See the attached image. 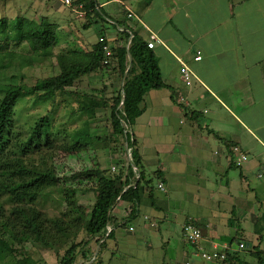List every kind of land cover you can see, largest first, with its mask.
<instances>
[{"label": "crops", "instance_id": "0c3cea01", "mask_svg": "<svg viewBox=\"0 0 264 264\" xmlns=\"http://www.w3.org/2000/svg\"><path fill=\"white\" fill-rule=\"evenodd\" d=\"M97 3L105 19L96 38L79 31L85 41L76 38L77 48L64 52L88 50L100 37L109 46L125 44L120 33H135L146 43L152 40L166 85L145 93L142 113L130 128L147 173L162 176L163 189L157 188L163 195L154 193L153 206L143 205L142 215L153 218L157 228H134L136 238L125 241L134 250L129 256L155 247L161 249V264H223L193 257L183 246L182 226L191 220L205 248L227 243L242 264H253L237 242L264 252V231L253 230L264 215V0ZM65 13L60 12L67 18ZM198 52L201 58L195 60ZM181 63L192 71L190 84L181 78ZM234 147L247 155L240 164L234 162ZM173 201L177 210H187L185 216L167 213ZM128 207L120 201L111 213L120 220ZM110 229L115 243L124 238L126 229Z\"/></svg>", "mask_w": 264, "mask_h": 264}, {"label": "trees", "instance_id": "16d2710c", "mask_svg": "<svg viewBox=\"0 0 264 264\" xmlns=\"http://www.w3.org/2000/svg\"><path fill=\"white\" fill-rule=\"evenodd\" d=\"M73 6H81L79 11L84 13L85 29L105 19L97 0H74L71 2ZM120 35V42L125 44L131 35L129 45L109 46V57L104 50L108 42L103 37L88 50L63 52L57 59L60 68L57 75L27 85L23 82L24 75L18 71L30 65L31 56L19 53L16 48L21 46L33 52H45L57 43L55 28L45 18L37 21L17 16L13 22L0 18V264H20L28 258L30 264H35L26 253L16 248L17 245L36 240L46 247H54L47 238L55 233L51 228L63 235L65 221L47 217L35 205L41 194L54 187L59 178L53 169L30 166L26 157L43 148L57 147L68 154L88 149L100 140V136L91 134L88 118L94 117L101 109L109 110L111 130L110 136H106L108 148L110 143L120 142L121 148L125 145V152L130 149L131 159L127 163L117 159L116 173L91 167L65 177L70 181L94 184L96 196L82 229L88 236L98 238L101 246L107 249V238H113V229L107 231V228H125L128 221L122 219L121 223L122 220L112 215L117 203L125 201L131 206L129 220L137 218L141 205L148 203L153 206L156 199L154 189L162 176L158 171L147 173L130 128L142 113L140 103L145 93L166 85L155 53L147 43L135 33L124 31ZM104 68L116 72L122 80L121 88L111 98L68 89L76 80L93 72H102ZM8 70H13L10 76L6 75ZM27 95H35L40 101L53 100L58 95H75L77 111L86 118L80 127L60 131L51 128L48 116H41L23 135L14 128V108L18 99ZM253 230L259 235L264 231L263 214ZM80 245V242H72L57 264H72ZM242 249L248 251L256 264H264V252L257 246H244ZM239 258L238 253L228 251L222 263L242 264Z\"/></svg>", "mask_w": 264, "mask_h": 264}, {"label": "rangeland", "instance_id": "374dc122", "mask_svg": "<svg viewBox=\"0 0 264 264\" xmlns=\"http://www.w3.org/2000/svg\"><path fill=\"white\" fill-rule=\"evenodd\" d=\"M61 1L0 0V18H5L11 22L17 16H24L37 21L40 18H45L52 23L57 34V43L45 52H33L29 49H23L21 46L16 48V51L19 53L23 52L31 56L30 65L18 71V74L24 75L23 82L27 85H33L38 79L57 75L60 72L57 60L58 56L65 51L64 49H71L78 45L75 42L76 38L77 40H82V43L85 41L79 35V31L85 30L83 28V24L86 22L85 18L77 15L78 13L74 14L70 11L71 7L66 6ZM72 1L74 0H70V2ZM54 2H56L55 5H53ZM65 11H67L65 13L67 18L60 14V12ZM100 30L101 26L98 21L94 22L88 29L82 32L85 36L92 35L96 38ZM11 73H13V70L6 71L7 76H10ZM121 85L122 80L119 74L111 71L109 68H104L102 72H93L76 80L73 86L68 89L73 92L95 94L111 98L121 88ZM108 112L109 110L107 109H101L97 111L94 117L88 118L91 134L100 136V140L94 142L88 149L68 154L57 147L50 149L43 148V150L26 157L27 164L30 166L42 170L53 169L59 178L54 187L46 189L41 194L35 204L36 207L49 218H60L65 221L63 223V227L65 228L62 229L64 232L63 235L58 233L56 229L51 228L55 232V235L52 234L47 237L54 247H46L36 240L24 243L23 246L17 245L16 248L26 253V256H29L35 264H57L72 242L81 243L77 247L75 259L72 264H161L160 248L153 247L152 252H147L143 249V254H141L140 249H136L138 255L135 257L129 256L134 250L125 241H131L136 238L133 234L136 232L130 231L129 227L157 228L156 224L154 226L150 224L153 218L150 219L148 216L142 215V213L146 212L143 205L140 206L141 215H138L135 220H129L131 206L129 205L128 208L124 209L122 219L128 220L124 228L126 232L123 229H120L118 232L119 234H123L122 231H124V238H119L116 243L114 239L107 238V249H105V246H101L98 238L88 236L82 229V224L88 218L96 196L94 184L79 180L70 181L65 177L83 168L91 167H99L108 173H116L118 169L115 166V161L117 159H121L126 163L131 159L130 149L128 148L125 152L123 149L125 147L124 144L122 148V143L120 142L110 143L109 148L107 146V138L110 136L111 130ZM41 116H48L51 122V128L60 131H71L78 128L86 118L85 115H81L77 111L75 95H58L55 99L48 101H40L36 99L35 95H27L21 96L15 105L14 128L23 135H26L29 127ZM59 141L62 140L60 139ZM154 193L159 196L163 195V192L156 187ZM178 205V203L173 201L170 207H166L167 213L176 214L177 211L178 214L185 216L187 210L183 208L177 210ZM139 217L145 219L141 224L138 222ZM174 228L179 227L175 225ZM103 239L100 240L103 241ZM185 243L183 246L189 249L190 246L188 243ZM243 252L241 250V253ZM248 258L254 260L253 264H256V260L252 256ZM28 259L20 264H30ZM182 259V257H179L177 260L181 262ZM6 264L12 263L6 262Z\"/></svg>", "mask_w": 264, "mask_h": 264}, {"label": "built area", "instance_id": "2783aa9c", "mask_svg": "<svg viewBox=\"0 0 264 264\" xmlns=\"http://www.w3.org/2000/svg\"><path fill=\"white\" fill-rule=\"evenodd\" d=\"M64 3L68 6H71L70 0H64ZM81 6H73L74 10L79 11ZM128 17L132 16V13L129 12ZM131 35L127 41L126 47L129 45ZM103 37L99 38V41H102ZM147 46L149 48L153 47L152 40L147 42ZM105 54L107 57L110 56L111 50L109 45L104 46ZM201 58L200 53L198 52L197 56L195 57V60H199ZM106 63V60H105ZM179 72L181 75V78L185 84H190L192 80V71L190 68L185 65L184 63H181ZM233 151L235 153L234 162L236 164H240L243 161L247 159V155L243 153L238 147H234ZM262 166L264 168V157L262 161ZM158 188L163 189V186L161 183L158 184ZM145 219H147L146 216H144ZM150 224L154 226L156 223L151 220ZM110 228H107V231H109ZM130 231H133L134 228L132 226L129 227ZM182 233L184 236V239L186 243L190 246V254L193 257L200 258L204 261H210V262H223L227 258V252L230 251L229 245L227 243L223 244H214L210 249H207L204 247L202 243V234L201 230L198 226H196L191 220H188L186 223L182 226ZM245 246L244 242H237V249H242Z\"/></svg>", "mask_w": 264, "mask_h": 264}]
</instances>
